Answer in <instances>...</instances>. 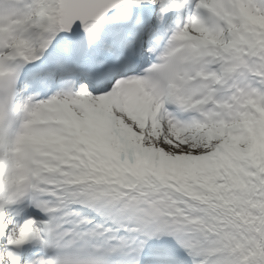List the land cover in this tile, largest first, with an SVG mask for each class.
Segmentation results:
<instances>
[{"label": "snow or ice", "instance_id": "1", "mask_svg": "<svg viewBox=\"0 0 264 264\" xmlns=\"http://www.w3.org/2000/svg\"><path fill=\"white\" fill-rule=\"evenodd\" d=\"M0 264H264V0H0Z\"/></svg>", "mask_w": 264, "mask_h": 264}]
</instances>
